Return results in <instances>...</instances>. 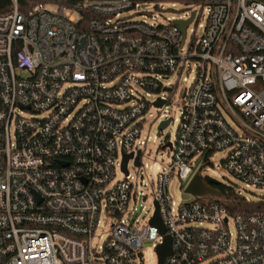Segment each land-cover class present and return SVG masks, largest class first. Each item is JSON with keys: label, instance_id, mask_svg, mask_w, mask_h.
Here are the masks:
<instances>
[{"label": "built area", "instance_id": "2783aa9c", "mask_svg": "<svg viewBox=\"0 0 264 264\" xmlns=\"http://www.w3.org/2000/svg\"><path fill=\"white\" fill-rule=\"evenodd\" d=\"M10 1L0 12V264H144V242L156 251L164 235L163 264H264V211L229 214L213 196L176 205L167 189L174 177L188 185L217 150L231 176L264 189V0H202L163 22L141 13L151 0ZM192 11L183 34L174 20ZM191 23L201 34L188 39ZM189 62L174 141L161 145L170 161L156 165L153 211L136 225L128 162L147 166L144 115L174 95L164 81ZM156 209L164 234L150 223ZM102 213L114 222L94 242Z\"/></svg>", "mask_w": 264, "mask_h": 264}, {"label": "rangeland", "instance_id": "374dc122", "mask_svg": "<svg viewBox=\"0 0 264 264\" xmlns=\"http://www.w3.org/2000/svg\"><path fill=\"white\" fill-rule=\"evenodd\" d=\"M181 2H156L155 0L149 1L144 9H142V14H146L147 19L153 22H163L166 18H178L181 13ZM205 12L202 13L199 23H203L205 19ZM135 20H140L142 15L137 14L131 17ZM192 30H195V36L201 34V29L198 25L191 23L187 27V38L191 37ZM196 63L189 62L187 66L182 70L179 76L176 74L171 75L164 82L174 83L176 85V90L174 95H170V99L162 107L151 106L146 114L144 115L145 123L143 124L142 134L147 138L145 145L142 149L145 154L142 156L143 164L146 163L147 166L134 167L132 161L128 162V170L132 179L137 183L138 196L135 203L136 209L133 211L132 217L136 225L147 221L148 217L153 211V183L155 180L156 165L163 167L170 161L169 151L167 149H162L161 145L167 139L169 141H174L175 132L177 129V119L180 116L182 106L180 105V96L178 92L183 87L189 84L191 76L196 68ZM184 77L188 78V81L184 80ZM166 95V93H163ZM157 95L155 93L145 94L146 99L151 102L155 99ZM174 118L171 122L164 127L162 133L158 136L157 130L159 122L168 117ZM225 150L215 151L209 158L208 163H197L194 171H198L199 175L204 179V176H209L216 180L219 184L231 185L236 191L242 194L244 197L250 199H256L259 195L264 197V189L257 187H247L243 182L237 180L231 176L223 167L222 160L225 156ZM123 173L120 169L116 170V179H122ZM210 185V184H209ZM187 184H182L176 177H174L168 185V193L172 201L178 205L183 202L191 201L194 196L186 191ZM133 202L130 204L132 207ZM114 222L113 218L105 213L100 216V223L96 227L94 242H100L97 236L102 235L105 237L109 231L111 223ZM211 225V224H209ZM230 231L234 230L232 222L228 224ZM142 259L144 264H157V254L152 245V241H145L142 246Z\"/></svg>", "mask_w": 264, "mask_h": 264}, {"label": "water", "instance_id": "95a60500", "mask_svg": "<svg viewBox=\"0 0 264 264\" xmlns=\"http://www.w3.org/2000/svg\"><path fill=\"white\" fill-rule=\"evenodd\" d=\"M194 16V11H192L191 16L187 20L177 19L174 20L175 23L179 25L184 34L186 26L191 21ZM163 101H158L156 105L160 106ZM169 123V119L163 120L158 125V132L160 134V130L167 126ZM129 156L125 155L122 161V169L126 172V163ZM135 163H138L136 158ZM218 182L209 176H204V179L199 175L198 172H195L190 182L186 186V191L192 194L194 197H202V196H213L219 197L220 193L217 189L213 188L211 184H217ZM210 184V185H209ZM151 224L156 225L159 228L161 234H164L165 227L159 218L158 211L156 209L154 216L150 220ZM171 253V240L167 235H164L163 242L156 247V254L158 256V264H163L164 257Z\"/></svg>", "mask_w": 264, "mask_h": 264}, {"label": "trees", "instance_id": "16d2710c", "mask_svg": "<svg viewBox=\"0 0 264 264\" xmlns=\"http://www.w3.org/2000/svg\"><path fill=\"white\" fill-rule=\"evenodd\" d=\"M156 2H181L186 4H195L201 2L202 0H155ZM182 6V5H181ZM11 7L10 0H0V12L6 11ZM215 185L220 193L218 200L223 206H225L229 214H236L241 212H250L254 210L264 211V201L261 200H251L246 201L245 197L238 193L236 189L231 185L225 184H211Z\"/></svg>", "mask_w": 264, "mask_h": 264}, {"label": "flooded vegetation", "instance_id": "af4514ba", "mask_svg": "<svg viewBox=\"0 0 264 264\" xmlns=\"http://www.w3.org/2000/svg\"><path fill=\"white\" fill-rule=\"evenodd\" d=\"M213 188H216L215 185H211Z\"/></svg>", "mask_w": 264, "mask_h": 264}]
</instances>
